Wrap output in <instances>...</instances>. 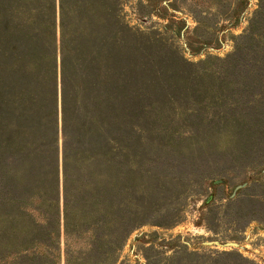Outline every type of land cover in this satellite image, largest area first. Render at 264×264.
I'll return each mask as SVG.
<instances>
[{
	"label": "rangeland",
	"instance_id": "rangeland-1",
	"mask_svg": "<svg viewBox=\"0 0 264 264\" xmlns=\"http://www.w3.org/2000/svg\"><path fill=\"white\" fill-rule=\"evenodd\" d=\"M122 17L89 108L125 148L93 216L65 231L61 167L60 232L2 221L0 264H264V0H123ZM58 95L62 161L60 76Z\"/></svg>",
	"mask_w": 264,
	"mask_h": 264
},
{
	"label": "trees",
	"instance_id": "trees-1",
	"mask_svg": "<svg viewBox=\"0 0 264 264\" xmlns=\"http://www.w3.org/2000/svg\"><path fill=\"white\" fill-rule=\"evenodd\" d=\"M7 1L0 0L6 18L0 19V209L7 206L12 216L1 210L0 223L22 229L20 216H28L23 225L35 242L42 228H51L52 216L50 231L60 232L61 167L68 233L70 216H93L111 179L109 162L125 148L120 129L113 134L89 108L99 86L109 85L105 72L120 46L123 0H13L8 19ZM43 210L50 216L40 225L34 212Z\"/></svg>",
	"mask_w": 264,
	"mask_h": 264
}]
</instances>
